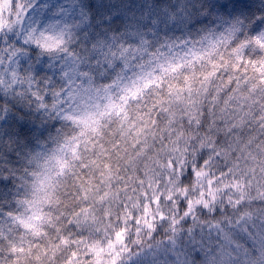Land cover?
Returning a JSON list of instances; mask_svg holds the SVG:
<instances>
[{
	"label": "clouds",
	"instance_id": "9594fccd",
	"mask_svg": "<svg viewBox=\"0 0 264 264\" xmlns=\"http://www.w3.org/2000/svg\"><path fill=\"white\" fill-rule=\"evenodd\" d=\"M0 264H264V0H0Z\"/></svg>",
	"mask_w": 264,
	"mask_h": 264
}]
</instances>
